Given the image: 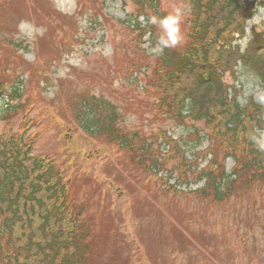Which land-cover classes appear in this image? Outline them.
<instances>
[{
    "label": "trees",
    "instance_id": "16d2710c",
    "mask_svg": "<svg viewBox=\"0 0 264 264\" xmlns=\"http://www.w3.org/2000/svg\"><path fill=\"white\" fill-rule=\"evenodd\" d=\"M184 4L195 12L188 17L190 45L177 53L166 49L156 58L151 89L165 98L152 102L153 113L162 120L165 115L168 120L185 124L186 117L178 107L184 97L191 96L197 107L191 118L206 121L216 137L206 152L212 153L213 159L205 168L198 170L196 163L187 165L185 160L176 166L182 180L194 167L198 178L206 179L205 186L191 194L192 199L199 197L203 204L220 208L233 201L234 205L245 200L255 204L264 200V153L255 148L250 137L256 129H264V98L262 103L251 100L241 106L237 94L229 98L230 86L222 79V73L232 70L241 59L258 74L264 89V56L256 57L257 48L242 55L222 45L234 33H245V21L253 15L254 2L184 0ZM257 38V44L264 43V34ZM204 74L210 78L205 84ZM95 111L99 112V116H93L96 125L88 121L85 129L96 134L94 137L106 148H117L124 163L154 175L153 171L166 170L168 161L180 154L174 146L170 154L163 155L146 140L126 131L113 108L102 106ZM75 112L80 120V111ZM4 115L2 120H6ZM30 151L31 143L24 141L23 134L8 129L0 136V264H93L98 247L94 217L87 214L85 204H77L71 197V183L64 170L56 171L55 162L37 160ZM227 157L235 159L231 175L226 173ZM255 218L261 219L257 215ZM254 225L257 223L251 227ZM256 256L249 255V261Z\"/></svg>",
    "mask_w": 264,
    "mask_h": 264
},
{
    "label": "rangeland",
    "instance_id": "374dc122",
    "mask_svg": "<svg viewBox=\"0 0 264 264\" xmlns=\"http://www.w3.org/2000/svg\"><path fill=\"white\" fill-rule=\"evenodd\" d=\"M3 1L4 0H0V4H4L3 8L0 5V82L11 80L15 74H27V71L25 70L30 69L16 66L17 58L13 54L12 48L6 45L7 41H11L13 39L14 47H23L21 53H25V58L28 62L34 61L44 52H48L50 54L38 67L41 71L40 73H37V77L39 75L40 78L38 89H40V86L42 85L44 90L42 91L41 96L47 98L48 102L51 101L52 107H54L55 111L60 114L59 118L63 126H65V123H69L76 127L74 116L71 114V104H68L66 108L70 95L78 92L82 95L85 90H88L100 97H103L105 102L114 103V105H116L121 111L124 126H126V128L130 131H136L140 135L147 137L150 141L155 140L151 139L154 133L159 130H165L169 135L180 140V143L178 144L186 151V156L189 158H194L197 151H201L208 146L209 141L206 137H202L201 140H192L187 138L193 131H195L193 127H176L172 122L160 124L158 122H152L153 116L150 115L149 112L144 115L139 114L138 111L141 110L140 105L142 102H145L147 98L145 97L144 100V94L142 91L135 94L133 92L134 90L132 89L133 91H131L130 86L127 85L128 82L123 83L119 77H117L118 74H116V67L119 66V57L126 58L125 54L129 56L133 54L132 47L134 46V43L131 39L134 38L135 35L132 33L129 34L126 30V26L135 23V13L137 12L135 5L131 1H128V3L125 4L121 0H101L107 22H105L104 19V23L102 24L103 26H97L93 24L94 20L92 17H90V21H88V17L83 15L84 17L81 18L82 21L79 26V33L72 37V42H65L66 48L62 46L64 50L61 53L60 59L52 58V41L49 39V36H47L46 41L39 46V38L43 36L44 31L42 28L38 29V27H35L30 23H25L20 26V29L15 36L6 35L8 33V29L14 24V21L16 22L19 18L20 10L25 7L39 8L41 7V0ZM52 1L59 10L67 14H73L76 12L77 6L82 7L80 0ZM163 7L171 12L175 8L174 0H163ZM131 19L134 21H131L130 23L126 22ZM38 23H40L39 20ZM259 25H263L264 28V7L259 8L255 17L248 22L247 26L249 35L242 40L243 49L251 39V29ZM150 44L151 43L148 40L145 47H149ZM30 70L34 71L32 69ZM238 71L239 80L236 81L229 78V81L238 88L242 87L243 91L239 96L240 103L242 105H246L251 98L256 102H261L264 94L260 87V81L251 72H243L240 74L241 67L238 68ZM13 72L15 73L14 75ZM122 74L126 75V72L122 71ZM26 86L27 95L25 100L31 94L38 97V90L36 89L35 82L32 83V90L29 81ZM130 92H132V94H130ZM55 95H57V97L53 99ZM44 98H41L38 103L39 107L44 108L42 112L44 120L41 127L35 128L41 134L35 140L33 153L34 155L44 156L46 154L55 155L59 152H66L67 149H61L64 142L59 141L64 133L66 134L65 128L60 125L61 130L57 126L54 119L55 114L47 108ZM130 105L133 109H128ZM124 109L127 110L126 114L124 113ZM36 116L37 112L34 110L31 113V117ZM21 122L22 116L13 122L15 129L20 127ZM194 124L198 129L204 131L203 134L206 135L205 132L207 131V128L204 122H195ZM4 125L5 123L0 122V134ZM80 141L82 146L77 145L79 151L76 153V156L79 157L81 155L83 157H91V155L96 152L97 148L91 147L92 145L90 142L83 140L82 137L80 138ZM93 144L97 146L100 145L98 141H93ZM73 145H75V142ZM164 145L165 144H162V147H164ZM118 156L119 155L116 152H108L106 150L101 151L97 156L98 158L96 161L90 164L91 172L89 174L92 176H88L86 179L83 177V181L78 183L77 186H82L81 197L83 199H87L92 204V211L99 220V229L101 227V219L104 217H110V214H113V217L117 218V234H120L122 231V226L124 230L127 229L128 232H126V234H131L134 237L136 232L132 231L135 226H133L130 222L132 217H136L130 211L127 213V210L129 208H133V197L140 192L141 187H139L137 183L131 179L135 176V173L131 174L126 172L124 176L119 172L120 168L117 167ZM205 164L206 161L202 162V166ZM233 164L234 162L232 159L227 161V171L229 173L232 170ZM174 166L175 164H172L170 168H173ZM99 172L102 174L101 180L105 178L103 182H98L96 177H93L94 174L95 176H98ZM120 174H122L124 179L127 180L124 185H128L129 190L126 189V192L128 193L123 195L120 194V197L117 198L113 194L114 189L111 190L109 186L112 180H120ZM178 174L179 173L177 171L174 173L177 178H179ZM89 177H93V180H90ZM144 177V175L140 177V184H142V179ZM191 179H193V177H191ZM176 180V178H173L171 183H175ZM187 185H193V187L196 188V185L194 184ZM115 188H118V186L116 185ZM180 188L185 190L186 185H183ZM117 192H119V190H117ZM179 199L184 200L183 197H180ZM160 200L161 195L156 204L157 210H160ZM143 203L153 206V203L149 201ZM178 203L181 204L180 201H178ZM108 208L110 209V212L107 210ZM120 213L123 215H119ZM234 220H236L237 224H239L240 230L235 227ZM168 221L172 223L170 218ZM164 222L166 221L162 220L161 222V220L159 221V218H156V216L150 219V224L153 228H155L156 225L160 226ZM102 224H104L107 229L111 225V222L103 221ZM226 225L227 224L225 222H217V230L221 235L220 238L222 240L216 242L215 239L212 240V219H208L207 232L203 233L199 231L198 234L194 236L195 238L191 237L187 244V252L192 251L195 246L201 248L193 253L192 256H189L188 253L183 254V258L178 264H213L214 258L225 254L229 247H237L245 254L234 264H254L247 261L248 255L252 253L258 254V256L254 259L255 262H258L256 264H264V235H261L259 232L261 230L257 231L256 234H248V239H246L245 244L244 241L242 242L241 240L242 234L246 231L244 221L238 218L231 219L228 224L229 228L238 229L239 231L235 233L233 238L230 237L227 240L224 239L225 237L222 235ZM125 226H127V228ZM203 227L205 226H202L200 230ZM140 230L141 231L139 232L142 233V235H137V240L141 249H148L147 246L149 244L150 249L156 248L158 244L156 234L150 233L149 228L146 226H141ZM125 238L127 239L128 235H126ZM116 240L121 242L119 243L120 249L127 248L123 242L122 235H119L118 238L115 235L114 241ZM171 241L173 250L178 251L180 249V245L175 244L173 239ZM204 244L209 245L210 248L214 249L215 254L213 255L206 250L205 247H203ZM109 249L110 248H108L105 256L107 264H110L112 259L117 257L115 254L109 252ZM114 249L116 248L114 247ZM133 254H138V251L135 250ZM133 261H136V259ZM225 264L233 263L228 261Z\"/></svg>",
    "mask_w": 264,
    "mask_h": 264
},
{
    "label": "clouds",
    "instance_id": "9594fccd",
    "mask_svg": "<svg viewBox=\"0 0 264 264\" xmlns=\"http://www.w3.org/2000/svg\"><path fill=\"white\" fill-rule=\"evenodd\" d=\"M190 9L177 6L163 16L152 15L149 23L158 29L159 35L152 48L156 54H162L166 49L177 48L185 40L183 25ZM252 144L264 153V129H256L250 137Z\"/></svg>",
    "mask_w": 264,
    "mask_h": 264
}]
</instances>
